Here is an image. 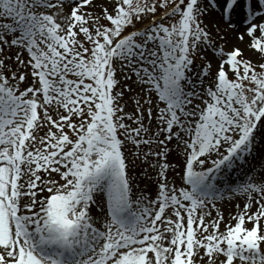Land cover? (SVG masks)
I'll list each match as a JSON object with an SVG mask.
<instances>
[{"label": "snow or ice", "instance_id": "obj_1", "mask_svg": "<svg viewBox=\"0 0 264 264\" xmlns=\"http://www.w3.org/2000/svg\"><path fill=\"white\" fill-rule=\"evenodd\" d=\"M0 264H264V0H0Z\"/></svg>", "mask_w": 264, "mask_h": 264}, {"label": "bare ground", "instance_id": "obj_2", "mask_svg": "<svg viewBox=\"0 0 264 264\" xmlns=\"http://www.w3.org/2000/svg\"><path fill=\"white\" fill-rule=\"evenodd\" d=\"M234 204H235V202H233L232 205H228V212H230V211L234 212L235 211ZM223 211H224V209H223Z\"/></svg>", "mask_w": 264, "mask_h": 264}]
</instances>
